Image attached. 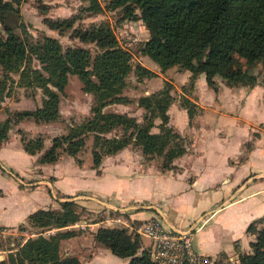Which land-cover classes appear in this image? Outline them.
Segmentation results:
<instances>
[{
  "label": "rangeland",
  "instance_id": "obj_1",
  "mask_svg": "<svg viewBox=\"0 0 264 264\" xmlns=\"http://www.w3.org/2000/svg\"><path fill=\"white\" fill-rule=\"evenodd\" d=\"M99 3L101 10L92 11L86 8L89 5L88 0H19L17 3L14 2L16 11L6 15L0 28L3 30L5 26L10 27L27 45L40 42L44 36L50 35L60 42L62 49L74 46L87 48L90 52L88 68L92 69V61L100 50L95 43L81 40L74 31L88 28L93 24H109L118 44L129 53L131 68L124 77V85L116 94L118 99L107 102L102 110L129 115L139 123H147L146 116L150 118L151 114L146 109L147 100L144 97L154 99L153 105L155 100L169 94L171 100L166 108L168 114L166 125L172 128V132L176 133L177 137H170L166 146L181 143L185 148L182 155L172 160L176 163L174 171L180 170L181 167L177 163L180 162L179 157L183 156L181 162L189 168V173H197L202 163L199 158L204 156L206 160L215 163L212 166L217 172L213 177L218 179L226 157L245 159L258 138L262 139L260 143L264 144V88H258L254 93L256 95L248 96L245 100V93H249L250 88L256 84L264 85V64L262 62L259 61L249 67L244 59L239 58L241 67L256 75V82L251 85L242 82L229 84L219 75H215L213 85H209L205 81L203 72L194 74L179 64L162 69L142 52L144 42L149 37V31L139 17V10L135 9L133 15H127V6L111 8L108 5L109 0H99ZM72 17L71 26L57 28L50 25L51 20ZM25 64L22 74L23 67L10 72L0 64V100H2L0 106L6 112L5 119L0 123V133L3 122L9 119L5 138L10 136V145L13 146L20 140L25 143L37 137L43 141L42 148L35 153L33 160L15 159L19 168L23 170L20 171V175L25 179L30 177L27 182L34 181L31 177H44L52 182L54 177L51 173H54L61 177L59 182L61 190L69 191L73 184L75 188L86 191L78 190L74 195L63 194L55 189L52 192L50 183L42 182L34 190L25 186L27 195L16 190L18 187L23 189L24 186L18 185L15 174H11L6 198L14 204L30 199L29 201L35 205L34 210L45 207L61 214L63 209L60 201L74 200L79 203L73 207L78 216L76 219H70L71 221L65 225L58 223L40 227L26 220L18 226L6 228L0 236V261H4V264H11L10 253L17 252L28 239L54 235L58 231H68L69 236L59 241L61 255H66L68 251L74 252L85 264H122L121 257L114 255L108 248H102L100 246L102 244L95 240V231L99 226L109 224V227L125 228L130 235L134 236L137 232L132 227L137 225V221L128 220V214L116 208V203H113L115 201H111L114 199H110L112 204L104 201L103 195L99 193L98 179L91 174L92 168L98 174L101 171L99 167L106 156L128 153V155L140 156L141 159H147V161L151 160L150 165L164 171L167 169H163L161 163L165 152L151 156L144 154L141 146L133 140L116 152H107L106 146L102 145L101 149V146L96 143L97 137L94 136V132L89 131L82 134L84 143L75 155L69 154L62 146L63 148H59V155L55 161H40V157L50 146L54 136L68 133L70 129L93 116L92 110L97 101L92 92L84 89V83L77 74L68 73L62 90H57L49 83V86L59 94L58 115L55 119L45 121L37 119L32 114H24L25 111H34L42 105L45 93L43 87L40 86V81L35 77L40 78L38 73H41L43 77L47 76L41 62L33 53H27L22 65ZM140 65L151 72L138 69ZM248 98L249 101H247ZM186 105L190 107L192 117H189ZM153 121L154 125L150 128V132L158 133L161 119L155 116ZM128 131L126 132L119 125L101 134L106 137L123 138L130 136ZM19 148L22 149L21 143ZM94 149L101 153L98 166L93 164ZM260 151V153L248 155V160L236 170L234 178L241 171L249 173L250 170L261 168L264 147ZM192 156L198 159L195 164L190 163L194 158ZM55 162L58 164L52 171V164ZM222 185L220 189L224 188ZM98 193L100 196L97 195ZM108 219L112 221L109 222ZM131 223L135 224L131 225ZM68 237L71 238L64 239ZM136 238L147 248L150 246V239L147 236L138 234ZM210 264H239V258L238 256L233 259L225 256L211 258Z\"/></svg>",
  "mask_w": 264,
  "mask_h": 264
},
{
  "label": "trees",
  "instance_id": "obj_2",
  "mask_svg": "<svg viewBox=\"0 0 264 264\" xmlns=\"http://www.w3.org/2000/svg\"><path fill=\"white\" fill-rule=\"evenodd\" d=\"M19 0H0V24L8 13L16 11L14 2ZM87 9L101 10L99 0H88ZM109 7L127 6L126 14L133 15L138 9L140 18L149 31L142 52L154 60L162 69L173 65H183L194 74L203 72L209 85H213L215 75L222 76L229 84H254L256 75L241 67L239 58L252 67L257 62L264 64V0H109ZM72 18L51 20L52 27H68ZM2 31L5 33H2ZM75 34L83 41L95 43L99 53L90 65V52L82 46L62 49L60 42L50 35L35 44L27 45L10 27L0 28V64L11 71L21 69L27 53H33L41 62L47 76L41 73L35 77L43 87L45 97L42 105L34 111H25L37 119L53 120L58 115V92L67 81L68 73L77 74L84 83V89L95 95L97 104L93 116L66 134L56 135L50 146L40 157V161L53 162L64 146L69 154L75 155L84 143L82 134L94 132L96 143L106 146L107 152H116L133 140L148 155L163 154L161 166L171 169L176 165L173 158L182 155L185 148L181 143L167 147L170 137H177L172 128L166 125L169 94L155 100H147L146 109L150 112L147 123H139L129 115L105 112L102 108L109 101L118 99L116 94L124 85V77L130 71V56L119 44L113 29L107 23L93 24L85 29H75ZM144 72L149 69L138 66ZM94 76V78L92 77ZM215 89V88H214ZM158 96V95H156ZM188 102V100H186ZM188 106V105H186ZM189 117L193 116L186 107ZM20 115V112L18 113ZM159 116L160 131L150 132L154 125L153 117ZM9 119L3 122L0 141L6 137ZM121 125L129 137H106L101 133ZM133 138V139H132ZM43 146L40 137L23 143V148L35 154ZM167 147V149H166ZM63 148V147H62ZM147 155V156H148ZM101 153L93 150L94 166L100 163ZM63 215L52 209L40 208L27 217L32 225L47 227L53 224L65 225L76 219L78 213L73 208L79 203L74 200L60 201ZM69 215V216H68ZM71 219V220H70ZM246 231L253 235L249 252H239V264H264V214L249 223ZM69 236L68 231H58L54 235L28 239L15 253H10L11 264H81L76 255H61L59 241ZM130 235L125 228L99 226L94 234L97 242L121 257H128L127 264H155L150 251L142 242ZM4 264V261H0ZM188 264V263H184Z\"/></svg>",
  "mask_w": 264,
  "mask_h": 264
},
{
  "label": "crops",
  "instance_id": "obj_3",
  "mask_svg": "<svg viewBox=\"0 0 264 264\" xmlns=\"http://www.w3.org/2000/svg\"><path fill=\"white\" fill-rule=\"evenodd\" d=\"M258 88L263 89L264 85L256 84L250 88V92L245 93V100L248 96L256 95L254 93ZM249 100L248 98L247 101ZM5 114V110L0 106L2 115L0 123L5 119ZM260 142L262 139L258 138L245 159L226 157L218 179L213 177L217 172L212 166L215 163L206 160L204 156L199 158L202 160L199 165L200 171L189 173V168L181 162L183 156L179 157L180 162L177 163L181 167L180 170L174 171V168H171L160 171L149 164L151 160L147 161L128 153L106 156L99 167L101 171L97 174L92 168L91 174L98 179L99 193L103 195L104 201L107 203L115 201L113 203H116V208L128 214V220L137 221L138 224L143 219L158 216L168 227L192 229L195 250L209 256L210 259L222 256L233 259L237 258L239 252L250 250L253 235L248 233L246 228L249 223L264 214V156L260 169L250 170L249 173L241 171L234 178V173L246 163L248 155L261 152L264 144ZM20 143L22 149L19 148ZM35 156L24 150L21 140L13 146L10 145V136L0 141V226L4 228L24 223L28 215L35 211V205L29 201L30 199L14 204L6 198L10 175L15 174L18 185L24 186L23 189L16 187V190L27 195L25 186L34 190L39 183L49 182L44 177H31L34 181L27 182L30 177L25 179L20 175V171L23 170L19 168L15 159L33 160ZM192 158L193 161L190 163L195 164L197 158L196 156ZM56 164L58 162L52 164V171ZM51 176L54 177L52 182H49L52 192L55 189L63 194L74 195L78 190H84L77 189L71 184L69 191H63L59 188L61 177L54 173H51ZM222 184L224 188L220 189ZM99 193L97 195L100 196ZM112 220L108 219L109 222ZM69 238L71 237L64 239ZM100 246L107 249L103 245ZM66 255L76 254L68 251ZM79 260L81 264H85L80 258ZM120 260L122 264H127L129 258L121 257Z\"/></svg>",
  "mask_w": 264,
  "mask_h": 264
},
{
  "label": "built area",
  "instance_id": "obj_4",
  "mask_svg": "<svg viewBox=\"0 0 264 264\" xmlns=\"http://www.w3.org/2000/svg\"><path fill=\"white\" fill-rule=\"evenodd\" d=\"M132 228L150 239L148 249L155 264H210L209 256L195 250L190 228L168 227L158 216L143 219ZM5 229L0 226V236Z\"/></svg>",
  "mask_w": 264,
  "mask_h": 264
}]
</instances>
